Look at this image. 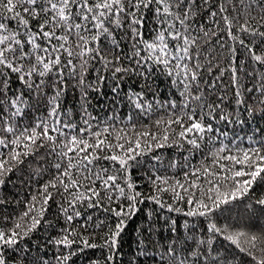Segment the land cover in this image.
<instances>
[{
    "label": "snow or ice",
    "instance_id": "6c2138e0",
    "mask_svg": "<svg viewBox=\"0 0 264 264\" xmlns=\"http://www.w3.org/2000/svg\"><path fill=\"white\" fill-rule=\"evenodd\" d=\"M148 14L155 22L150 38L144 31ZM125 59L137 66L148 61L162 65L178 87L179 101L158 103L171 109L166 122L155 121L158 127L166 125L159 135L136 131L134 124L129 135L115 126L118 116L99 122L88 111L90 70L100 64L113 77L135 71L123 65ZM241 74L258 80L264 97V0H0V188L10 174L25 169L29 186L37 183L11 227H0V264H75L73 257L86 249L101 250V258L88 264H125L119 238L145 202L168 213L207 219L210 235L197 237L186 220L188 234L162 244L151 238L150 222L127 264H232L235 257L214 247L216 234L223 233L250 258L249 264H264V229L229 232L212 220L221 205L242 200L257 183L264 184V138L249 136L247 147L220 140L217 147L211 135L217 119L243 123L239 111L235 121L232 113H224V95L211 98L217 88L230 85L236 105L255 113L244 98L245 91L254 89H242ZM226 76L228 84L223 83ZM13 77L29 96L23 91L9 95ZM72 81L81 91L79 123L62 104ZM129 99L141 114L153 108L140 93ZM41 104L45 115L24 123L29 110ZM166 146L189 155L183 163L174 159L167 165L153 156L159 166L150 165L141 177L149 188L142 191L135 170L154 148ZM204 148L208 152L199 166L191 164ZM164 168H179L182 177L161 175ZM255 203L264 206V196ZM52 205L63 219L47 242L55 252L50 258L34 256L25 240L42 221L52 226L44 219ZM165 219L175 234L177 221Z\"/></svg>",
    "mask_w": 264,
    "mask_h": 264
},
{
    "label": "trees",
    "instance_id": "16d2710c",
    "mask_svg": "<svg viewBox=\"0 0 264 264\" xmlns=\"http://www.w3.org/2000/svg\"><path fill=\"white\" fill-rule=\"evenodd\" d=\"M155 22L151 18V14H148L144 31L146 38H150L151 29L154 27ZM124 51H128L127 45L124 47ZM123 65L135 71H129L127 73H118L116 77H113L112 71L105 70L100 64H96L95 69L90 70L87 80L92 84V87L88 89L87 95V107L88 111L95 117L99 118V122L105 121L109 116H118L119 120L114 121L117 128H124L129 135L132 134V125L134 124L136 131L148 130L152 133L161 134L165 124L159 127L155 124V121L163 118L166 122L171 109L159 108L158 103H163L172 99L179 101L178 87L173 85V78L167 75V70L162 65H154L151 61L146 62L143 66H137L134 62H130L127 59L123 60ZM151 67V71L148 68ZM99 78V81H98ZM207 78V74H205ZM75 81H72L68 85L66 94L62 98V104L65 111L71 110L73 120L77 123L80 122L81 115V91L78 88H74L72 85ZM224 84H228V78L225 77ZM242 89H254L252 92H244V98L247 104L255 108V113L249 115L244 109V106H238L235 103L233 91L231 86L221 91L219 88L213 91L212 99H216L219 95H224V113H232V120L235 121V113L237 111L241 114L240 122L221 121L219 119L213 121L216 131L211 134L217 138L216 146H219V141L223 140L228 143L230 140L234 141L240 147L248 146V137L253 136L255 139L264 138V105L260 104V100L264 99L261 96L259 89V81L246 77L241 74ZM11 92L18 93L23 91L25 96H29L28 90L23 84L13 77L10 83ZM133 93H140L143 96L142 102L147 105L151 103L153 108L151 112L145 111L144 114L140 113L139 109H136L134 103L130 102V95ZM135 100V97H132ZM31 103V101H30ZM45 115V109L43 104L39 107L33 106L29 110V114L24 118V123H30L34 117ZM129 115L132 116V121L128 123ZM94 124L96 121L93 122ZM173 128L179 130V126L172 125ZM226 134V135H222ZM190 146L184 145V148ZM208 148H204L203 153L197 152L196 155L190 160V163L199 166L200 160L206 155ZM161 156L164 165H167L171 160H178L183 163V157L189 155L187 151L178 150L175 146L154 148L153 152L147 154L144 157V163L141 168L136 169L134 176L141 183V190L148 192V186H143V180L141 177L149 170L150 165L159 163L152 159L153 156ZM23 167V166H22ZM167 173L169 176L176 175L182 177L181 169L177 168L175 172L164 168L160 174ZM45 176L43 179L46 180ZM9 182L0 188V197L6 200V203L0 204V227H11L12 221L16 220L18 216L25 210L26 201L30 198V195L36 191L37 183L32 182L29 186L28 171L25 169L22 173H12L8 178ZM39 183H43L40 180ZM264 196V184L257 183L253 191L249 196L242 200H237L228 205H221V209L218 210L212 217L213 222L220 228H227L229 232H235L238 230L257 232L260 229H264V206L257 205L255 201ZM164 199H169L166 194ZM38 207V206H37ZM139 211L134 217L127 221V225L121 234L120 242L122 245L121 255L125 264L131 258L132 254L137 251L138 241L144 240L142 235L143 229L147 228L149 223H152L154 231L151 235L153 240H158L162 244L168 243V241L178 235L181 239L188 234V230L185 229V221L187 220L189 230L197 237H203L207 239L210 235L207 232L209 221L203 217H185L183 214L168 213L167 210H160L157 205L150 202H145L139 205ZM151 213V215H149ZM171 216L177 221L175 227L177 229L174 234L170 231L172 227L170 222H166V217ZM45 220L51 223V227L44 225L42 221L41 227L34 231L29 238L25 240V243L31 248L32 255H44L49 258L52 257L55 249L49 245L48 240L57 234L59 227L63 223L62 217L58 216V209L55 205H52L45 213ZM223 234H216L214 247L220 251L221 255L228 257H235L236 259L232 264H249L250 258L245 254L240 253L238 249L231 245L229 241L224 239ZM101 258L100 249H86L84 253L79 254L77 257H73L75 264H88L90 259ZM144 264H152L150 260H145Z\"/></svg>",
    "mask_w": 264,
    "mask_h": 264
}]
</instances>
